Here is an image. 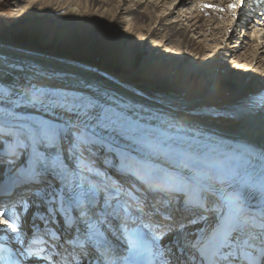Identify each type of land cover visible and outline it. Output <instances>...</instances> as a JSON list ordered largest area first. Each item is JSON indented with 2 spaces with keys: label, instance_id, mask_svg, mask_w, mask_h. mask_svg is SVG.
<instances>
[{
  "label": "bare ground",
  "instance_id": "6f19581e",
  "mask_svg": "<svg viewBox=\"0 0 264 264\" xmlns=\"http://www.w3.org/2000/svg\"><path fill=\"white\" fill-rule=\"evenodd\" d=\"M11 1L22 21L13 33L0 32V88L19 92L29 84H36L70 95L93 97L113 111L123 113L133 127L145 130L142 139L114 134L117 147L109 153L113 156L109 158L108 153H100L93 157L95 168L109 178L115 176L113 179L131 182L130 177L119 173L124 157L132 156L162 176L187 179L195 172L198 182L214 194V208L220 195L236 193L246 205V212L257 216L264 214L262 184L254 180L240 182L231 195L226 194L223 190L235 176L222 169L218 161L206 157V152L200 155L192 148L228 151L264 169V0H62L63 5L59 1L44 0L40 7L38 0ZM81 3L88 9H83ZM243 10V22L238 24L237 17ZM256 10L261 11L260 20L254 18ZM50 19L64 29L81 27L85 24H78V20L90 19L96 21L93 22L96 31L103 28L110 34L120 29V40L109 43L114 50L92 46L85 50V53L90 52V57L83 56V62L75 61L74 44L65 46L59 42L33 40L40 31L51 29ZM235 26L241 31L238 38L232 35ZM93 33L91 31L90 36ZM235 40L239 41V48L231 45ZM151 43L150 56L155 55L161 61L174 56L177 46L204 53L203 56L214 47V57L220 55V71L236 76L232 84L235 100L223 107L233 113L235 120L228 125L212 121L208 112L222 108L200 106L204 95L188 100L169 91L160 96L158 89L141 92L107 77L89 62H94L99 69L114 68L117 72L128 67L127 61L111 52L138 47L139 58ZM249 91L252 92L238 100V95ZM15 107L6 100L0 112L8 113ZM16 112L25 120L50 118L29 108H16ZM2 130L0 198L6 205L5 201L16 195L36 200L35 187L24 180L31 162L30 150L24 149L18 158L21 163L14 167L10 160L21 146L16 142V132L7 117ZM67 155L66 162L72 165L74 161ZM26 216L25 224L28 225L31 213ZM198 227L191 225L190 230L195 232ZM4 228L0 224V240L4 241L19 236L26 238L30 233L29 230L12 232L10 229L5 232ZM170 239L158 242L160 251L167 256L174 247Z\"/></svg>",
  "mask_w": 264,
  "mask_h": 264
},
{
  "label": "snow or ice",
  "instance_id": "6c2138e0",
  "mask_svg": "<svg viewBox=\"0 0 264 264\" xmlns=\"http://www.w3.org/2000/svg\"><path fill=\"white\" fill-rule=\"evenodd\" d=\"M6 100L16 107L0 112V137L7 117L17 144L30 150L24 180L35 187L36 200L13 210L0 198L5 232L24 230L27 216L19 213H31L33 244L39 251L63 246L56 254L63 264H121L109 236L125 239L131 253L139 251L149 236L153 244L171 238L174 247L168 264H264V214L245 212L236 196L220 195L214 208V194L198 182L195 172L187 179H174L126 156L119 174L131 182H124L94 167L93 157L117 147L114 134L136 139L146 134L123 113L93 97L36 84L19 92L0 88V107ZM16 108L34 109L50 118L25 120ZM33 207L37 211L32 212ZM55 217H60L58 228ZM191 225L199 227L192 232ZM25 254L36 264L44 259L34 252ZM0 264H7L3 255Z\"/></svg>",
  "mask_w": 264,
  "mask_h": 264
},
{
  "label": "rangeland",
  "instance_id": "374dc122",
  "mask_svg": "<svg viewBox=\"0 0 264 264\" xmlns=\"http://www.w3.org/2000/svg\"><path fill=\"white\" fill-rule=\"evenodd\" d=\"M55 1H59V4L63 5L62 0ZM37 3L38 7H40L44 4V0H38ZM65 4L67 3L65 2L64 5ZM84 4L85 3H81L82 8L88 9ZM65 11L66 10L62 13H65ZM256 11L258 13H255L254 18L260 20V16H262L260 14L261 11ZM243 16L244 10L241 12V15L237 17L238 24L243 22ZM21 21L20 13L12 6V1L0 0V32L5 33V31H8L7 33H13L16 26ZM78 22V24L85 25L64 29L57 24L58 22L54 21V19H50L49 24L51 29H44L45 32L40 31L39 35H35L33 40L37 41L42 39L46 43L59 42L65 46L74 44L77 52L74 60L79 62L84 61L81 59L83 56L90 57V52L88 51L85 53V50L90 49L92 46H98L101 49H107V51L114 50L109 43H114V41L118 42V40H120V29L113 30L114 34H108L103 28H99L100 30L96 31L98 29H95L93 26L95 24L93 22L96 21L81 19L78 20ZM140 22L142 23L143 21ZM32 26H36V24ZM87 26H90V28H87ZM238 29L239 27L235 26L232 33L233 37L235 36L238 38L240 36L241 31ZM91 31L94 32L92 36H90ZM4 35L5 34H3V36ZM232 41H234V39ZM231 45H237V48L240 47L239 41L232 42ZM152 47L153 43L147 45V51L139 58H137L138 47L117 49L118 51L111 52L113 54H118L120 58L125 57L127 61L128 67L117 72L116 70L114 71V68L100 67L99 69L97 67L98 65L94 64V62H89L93 64L92 68L95 67V69L101 71L107 77L116 79L118 82L125 83L141 92L150 93L153 89H158L157 93L160 96H165L169 91L188 100L197 99L201 95H204L202 101L199 103L200 106L222 108L221 110L208 112V114L206 113L210 119L212 118V121L228 125L235 120L236 117L233 113H231L230 110H224L223 107L235 100V91L232 84L236 76L229 71H220V55L218 54L214 57V47H210L211 51L207 52V56H203L204 53L198 54L196 50L184 49L177 46V49L173 51L174 56L171 58H163L162 61L155 55L150 56ZM101 49L99 50L101 51ZM259 84L260 83H258V85ZM258 85L256 87H258ZM252 91L238 95V100H242ZM22 148L23 147L18 148L17 155L10 160V163L14 165V167L21 163L18 158L24 151V148ZM107 156L110 158L113 155L108 153Z\"/></svg>",
  "mask_w": 264,
  "mask_h": 264
}]
</instances>
